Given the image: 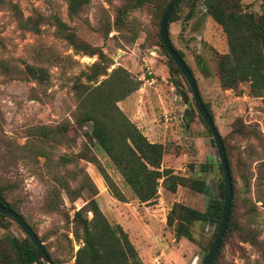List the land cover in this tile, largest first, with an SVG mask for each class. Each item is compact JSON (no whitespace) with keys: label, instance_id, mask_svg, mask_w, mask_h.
Instances as JSON below:
<instances>
[{"label":"rangeland","instance_id":"374dc122","mask_svg":"<svg viewBox=\"0 0 264 264\" xmlns=\"http://www.w3.org/2000/svg\"><path fill=\"white\" fill-rule=\"evenodd\" d=\"M167 1L129 9L126 0H89L76 15H70L67 0H0V185L7 189L6 200L16 206L33 229L52 264H73L78 243L70 233L71 207L79 208L90 197L84 189L81 198L70 203L51 180L53 173L61 175L71 187H77L87 176L100 199L112 198L96 166L80 157L93 156L123 201L135 198L97 145L84 135L89 124L79 126L76 122L81 92L73 85H87L83 74L98 62L96 55L74 52L54 35L50 21L39 24L38 34L22 30L11 6L22 18L35 14L56 17L79 40L103 53L108 66L106 75L118 67L139 81L137 90L143 91L138 96L144 100L137 103L147 112L144 116L149 124L159 130L156 140L163 148L162 168L170 169L174 175L202 180L207 187L203 194L183 186L168 192L158 181L157 201H161L165 213L173 204L202 213L208 198L219 199L222 177L214 145L194 109L190 92L179 74L171 76L159 47V14ZM239 3L242 11L261 13L260 0ZM206 4L207 0L195 4L181 0L172 22L167 24V36L189 68L199 97L208 106L223 141L234 187L235 221L259 244L256 248L242 242L236 233H228L215 264H264V208L259 202L264 199V99L249 96L246 83L235 91L219 87L216 61L217 55L225 52L226 44L220 27L207 16ZM25 65L43 69L45 80L38 84L25 77L21 73ZM105 77H97L96 82ZM40 127L49 134L39 142L34 129ZM23 145L27 147L21 149ZM34 149L44 150L50 160L47 166L43 158L35 156ZM60 156L71 161L62 167L54 166ZM73 173L75 180H70ZM51 189L57 190L59 198L54 209L47 207ZM3 222L0 237L24 236L14 222ZM161 222L163 230L153 244L144 250L133 246L137 255L140 252L141 259L145 256L147 264H201L216 226L207 221L193 222L188 228L190 241L176 239L173 225Z\"/></svg>","mask_w":264,"mask_h":264},{"label":"trees","instance_id":"16d2710c","mask_svg":"<svg viewBox=\"0 0 264 264\" xmlns=\"http://www.w3.org/2000/svg\"><path fill=\"white\" fill-rule=\"evenodd\" d=\"M88 1L67 0L69 14L76 15L82 7L86 6ZM126 1L129 9L157 2V0ZM180 1L177 0L174 4L167 24L172 22L175 8ZM197 1L191 0V4H195ZM239 1L207 0V4L205 5L207 16L220 27L226 44V52L217 55L216 76L219 87L222 90L235 91L238 85L246 83L248 86L247 94L249 96L264 99V1L260 0L262 4L259 15L242 11ZM166 4L160 11V18ZM11 8L15 13L18 27L22 30L38 34L39 24L43 21H50L49 24L54 28V35L66 42L74 52L85 56L96 55L98 62L89 66V73L83 74L87 85L75 82L73 85L74 89L81 92L78 97L76 122L79 126L89 124V131L84 135L89 141L96 144L109 160L137 202L142 204L157 219L165 221L167 226L173 225V235L176 239L186 238L191 241L192 238L189 235L188 228L193 222L197 221H207L214 224L216 226L213 234L214 238L222 208V180L218 186L219 199L216 196L208 198L206 209L202 213L180 204H173L169 211L165 213L162 206L157 204L156 191L158 181H160L162 188L168 192H174L176 186H183L187 187L190 191L203 194L206 193L207 187L202 180L174 175L170 169L162 168V146L156 143H149L116 106L117 102L137 90L139 81L133 79L123 69L118 67L112 69L106 75L108 66L103 53L79 40L74 32L56 17L44 18L35 14L33 17L22 18V15L17 11L15 6H11ZM157 38L159 47L167 59V66L171 76L173 77L174 73L179 74L167 56L158 33ZM170 46L182 60L180 52L171 43ZM184 65L190 72L187 65L185 63ZM21 73L38 84L42 80H45L46 77L43 69L30 65H25ZM99 76L106 77L96 82V78ZM202 104L212 120L208 106L203 102ZM34 132L36 141L39 142L46 140L49 134L42 127L35 128ZM221 142L223 145L222 139ZM26 147L27 145H23L21 149ZM223 150L231 186V198L225 230L210 264H215L222 247V240L228 233H236L242 242H248L259 248V244L253 237L246 234L238 222L235 221L236 203L233 196L234 187L229 173L224 145ZM34 151L35 156L43 158V165L47 166V162L50 160L44 150L34 149ZM80 157L96 166L110 196L117 201H123L124 199L120 192L101 169L97 160L93 156ZM69 161L71 159L66 156H60L53 165L62 167ZM71 175L70 180H75V174ZM51 180L64 192L65 197L70 203L81 198V193L84 189L90 194V197L79 208L71 207L70 233L73 240L78 243V248L73 255V264H142L122 228L118 224L108 223L101 213L95 199L96 190L87 176H84V180L77 187L69 186L68 181L57 173H53ZM49 193L52 198L51 201H48L47 207L54 209L56 207V200H59L58 192L56 189H51ZM6 197L7 189L0 185V206L9 208L21 217L16 206L8 202ZM259 202L261 203V207L264 208V199H261ZM4 219L14 222L8 216L0 214V228L5 227ZM30 229L33 231L32 228ZM42 248L50 259L46 249L43 246ZM35 254L34 246L25 235L22 238H17L11 234H5L0 237V264H34ZM205 255L202 256L201 263ZM261 256L264 259V252L262 250Z\"/></svg>","mask_w":264,"mask_h":264},{"label":"water","instance_id":"95a60500","mask_svg":"<svg viewBox=\"0 0 264 264\" xmlns=\"http://www.w3.org/2000/svg\"><path fill=\"white\" fill-rule=\"evenodd\" d=\"M176 1L177 0H168L162 12V15L159 21V26H158L159 39L161 41L162 46L164 47V50L167 56L170 58V60L174 64L179 75L183 78L187 88L189 89L194 109L197 112L199 118L203 121L204 125L206 126L210 134V137L213 142L215 152L217 155V160L220 166L221 177L223 181V198H222L220 221H219L215 236L211 242V245L209 246L206 252L205 258L203 262L201 263V264H210L215 254V251L221 241L223 232L225 230L227 217H228V211H229L230 198H231V186L229 182V176H228L227 166H226L225 157H224L223 145H222L220 136L218 134V131L215 128L208 113L203 107V104L199 98L197 88H196V85L194 83V79L191 73L186 69V66L184 65L182 60L174 52L166 36L167 20H168L169 14L174 4L176 3ZM0 214L11 218L16 223L18 228L23 232V234L30 240L36 252L34 264H52L48 256L45 254L42 248V244L40 243L38 237L34 234V232L29 228V226L23 221V219L18 214H16L12 210L4 206H0Z\"/></svg>","mask_w":264,"mask_h":264},{"label":"crops","instance_id":"0c3cea01","mask_svg":"<svg viewBox=\"0 0 264 264\" xmlns=\"http://www.w3.org/2000/svg\"><path fill=\"white\" fill-rule=\"evenodd\" d=\"M213 79L215 80V77H213ZM141 91H143L142 88H139L117 104L129 121L135 125L149 143L160 144V142L156 140L159 130L152 124H149L148 120L145 119L147 117L144 116L147 112L142 110L141 105L138 106V100L140 99V101H142L143 99V96H138ZM99 197L98 194L95 199L101 213L105 214L108 219L114 224H118L123 231H125L129 241L136 249L144 250L145 246L153 244L152 242L155 241L157 237L159 238L158 233L163 230V223L149 213L147 209L135 199L117 201L109 196H107V198L101 197L102 199ZM160 202L161 201H157V204L160 205ZM109 203L110 206H108ZM138 255L141 259L142 256L140 252ZM141 262L147 264L148 260H146L144 256Z\"/></svg>","mask_w":264,"mask_h":264},{"label":"built area","instance_id":"2783aa9c","mask_svg":"<svg viewBox=\"0 0 264 264\" xmlns=\"http://www.w3.org/2000/svg\"><path fill=\"white\" fill-rule=\"evenodd\" d=\"M156 262V260H154Z\"/></svg>","mask_w":264,"mask_h":264}]
</instances>
